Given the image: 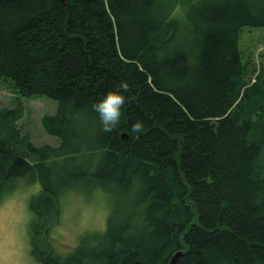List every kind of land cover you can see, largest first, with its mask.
Instances as JSON below:
<instances>
[{
  "label": "trees",
  "instance_id": "trees-1",
  "mask_svg": "<svg viewBox=\"0 0 264 264\" xmlns=\"http://www.w3.org/2000/svg\"><path fill=\"white\" fill-rule=\"evenodd\" d=\"M243 27L264 28V0H0V87L55 101L41 127L58 139L35 147L0 102V191L37 180L45 234L75 184L112 200L62 258L33 238L37 264H264V61L249 75ZM121 80L104 132L92 104Z\"/></svg>",
  "mask_w": 264,
  "mask_h": 264
},
{
  "label": "rangeland",
  "instance_id": "rangeland-1",
  "mask_svg": "<svg viewBox=\"0 0 264 264\" xmlns=\"http://www.w3.org/2000/svg\"><path fill=\"white\" fill-rule=\"evenodd\" d=\"M238 47L247 72L251 75V71L264 61V28L243 27L239 32ZM0 102L8 108L22 107L23 117L18 125L23 134L29 133V141L35 147L58 146V139L49 136L41 127L43 115L54 113L55 101L44 96L22 97L12 82L3 78ZM32 181L25 177L19 178L15 180L14 190L7 194L0 191V264H37L32 253L35 248L31 241L33 238L40 241L45 235L49 236L54 255L62 258V254L68 255L73 251L82 237L98 234L105 229L112 200L99 189L88 191L84 182L64 190L59 198V211L53 217L55 225L46 234L42 230L32 229L30 224L34 215L29 205L41 188L37 180ZM39 248L41 250L42 246L39 245Z\"/></svg>",
  "mask_w": 264,
  "mask_h": 264
},
{
  "label": "clouds",
  "instance_id": "clouds-1",
  "mask_svg": "<svg viewBox=\"0 0 264 264\" xmlns=\"http://www.w3.org/2000/svg\"><path fill=\"white\" fill-rule=\"evenodd\" d=\"M129 85L126 80H121L112 91L106 94L97 102L92 104V109L97 113L102 131L109 132L117 126L121 116L122 106L126 103L125 92ZM143 122L136 120L132 124L133 131H140Z\"/></svg>",
  "mask_w": 264,
  "mask_h": 264
},
{
  "label": "bare ground",
  "instance_id": "bare-ground-1",
  "mask_svg": "<svg viewBox=\"0 0 264 264\" xmlns=\"http://www.w3.org/2000/svg\"><path fill=\"white\" fill-rule=\"evenodd\" d=\"M149 18V17H148ZM235 62V61H234ZM222 112V111H221ZM214 118V117H213ZM152 179V178H151ZM154 181V180H153ZM148 182V181H147ZM152 187V186H151ZM172 201V200H171ZM178 201V200H177ZM174 202V201H173ZM172 203V202H171ZM173 204V203H172ZM173 219V218H172ZM171 221V220H170ZM170 221H169V223H170ZM177 222V221H176ZM167 247V246H166ZM170 251H171V249H170ZM161 255V254H160Z\"/></svg>",
  "mask_w": 264,
  "mask_h": 264
}]
</instances>
